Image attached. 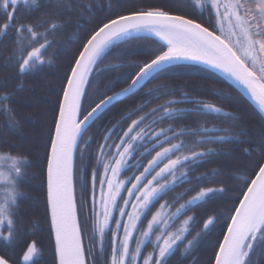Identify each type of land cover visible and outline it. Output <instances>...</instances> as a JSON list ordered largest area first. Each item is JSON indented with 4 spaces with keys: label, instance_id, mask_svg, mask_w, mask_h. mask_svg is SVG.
<instances>
[{
    "label": "snow or ice",
    "instance_id": "1",
    "mask_svg": "<svg viewBox=\"0 0 264 264\" xmlns=\"http://www.w3.org/2000/svg\"><path fill=\"white\" fill-rule=\"evenodd\" d=\"M189 2L198 14L187 11ZM129 4L124 11H119V5L117 11L90 21L93 26L80 41L63 77L46 149V208L54 236L55 264H100L98 257L106 258V264H171L181 246L183 257L191 255L201 239L221 225L222 239L213 245L208 264H264V132L258 134V143H253L232 135L209 134L227 133L236 127L235 123L223 130L172 125L155 130L157 124L188 114H217L226 120H239V116L225 113L215 104L186 95L140 115L153 98H160V93L174 95L164 87L150 89L145 94L148 100L121 118L120 124L125 125L121 134L115 131L119 124L113 125L98 144L91 173L92 243L85 247L75 196V156L79 151L83 161L81 143L90 150L94 138L90 129L99 131V123L111 107L135 96L166 72L203 65L234 81L264 113V0H129ZM178 6L181 10L175 11ZM91 9L90 3L81 4L79 0H0V37L12 33L10 44L0 40V48H11L0 67L14 71L13 78L42 71L52 64L55 53L50 49L69 26L72 14L79 12L82 16L87 12L92 16ZM149 37L157 43L150 52L152 58L131 65L137 69L134 73L113 78L102 95L97 93L98 100L89 104L95 82L105 71L100 65L112 50ZM125 66L112 65L108 70ZM128 80L131 82L127 87L108 94L118 83ZM15 91H0V112L13 123L15 114L9 102ZM178 103L195 107L178 109ZM150 117V123H146ZM93 125L97 127L93 129ZM247 135L243 130L239 132V136ZM114 136L118 142L108 143ZM232 142L249 143L250 147L244 149L249 163L235 170L242 175L238 186L231 190L234 199L227 201L231 207L224 209L228 215H209L200 231L188 239L196 218L187 216V212L209 199H222L228 190L222 185L200 187L187 200L184 198L192 189H185L171 201L165 197L191 184L193 166L213 152L211 148L197 151L198 146ZM3 148L10 151L0 152V242L12 246L19 234V187L32 165L6 141H0ZM216 193L222 195L216 197ZM181 216L186 218L171 230ZM41 256V249L32 241L19 260L0 255V264H39Z\"/></svg>",
    "mask_w": 264,
    "mask_h": 264
},
{
    "label": "trees",
    "instance_id": "2",
    "mask_svg": "<svg viewBox=\"0 0 264 264\" xmlns=\"http://www.w3.org/2000/svg\"><path fill=\"white\" fill-rule=\"evenodd\" d=\"M79 2L81 4L90 3L93 15L90 16L87 12H83L82 16L79 12L72 14L69 26L57 36L56 45L50 49V52L55 53L52 64L44 66L42 71L34 75H25L20 78H13L15 76L14 71H5L0 67V81L4 82V86L0 87V91L12 92L13 89L16 90L9 102V107L13 109L15 114V123L0 112V141H6L8 145L18 149L20 154L25 156L28 163L32 165L26 169V175L19 187V191L22 193L19 198V234L12 246L0 242V255H7L15 260H19L22 257L28 243L35 241L42 251L39 264H55L54 240L46 208V149L63 77L71 57L80 46V41L93 26L90 21L98 20L109 12L117 11L119 5H122V7H119V11H124L130 6L129 0H79ZM143 2L161 3L163 0H143ZM138 6L140 5L138 4ZM174 10L180 11L181 8L178 6ZM187 11L198 14V10L190 2L187 5ZM65 19H68V17H65ZM0 40L5 45L10 44L12 33L10 32L7 38L0 37ZM154 41V37H149L135 40L121 48L113 49L112 53L100 65V69L105 71L101 74L100 79L96 80L88 103L98 100L99 95L97 93L102 95L105 87L109 85L113 78L121 77L124 73H134L137 69L130 67L131 65L143 63L152 58L150 52L157 47V43ZM10 51L11 48L7 50L0 48V65L3 64L4 57ZM117 53L120 55H117ZM121 63L128 66L119 70H108L112 65ZM130 82L128 80L126 83H118L108 94L111 95L113 92L120 91L127 87ZM159 87H164L166 92L174 93V95L160 93V98H153L143 108L140 115L150 113L152 108L164 104L169 99L181 100L186 95L192 100L215 104L223 112L239 116V120H226L223 116L217 114H209L207 116L188 114L182 119L157 124L155 130L160 127L167 128L169 125L177 128L185 126L199 128L203 126L208 129L219 128L223 130L229 128L230 124L235 123L236 127L229 128L227 133L221 131L220 133L209 134L232 135L233 137H238L239 140L252 141L253 143H258V134L264 132L263 114L226 80L213 71L199 65H190L186 68L173 69L166 72L160 79L154 80L141 88L135 96L123 99L120 103L111 107V110L104 115L99 123L98 132H93L90 129L89 134L94 137L90 150L85 148L83 143L80 145L81 148H84L83 161L79 151L76 156V197L86 248L92 243L89 239L92 235L93 224L89 218L91 210V173L95 166L98 144L103 142V135L113 125L119 124L115 131L118 135L121 134V128L125 127V125L120 124L121 118L126 117L128 112L147 101L148 97L145 94L150 89ZM175 107L178 109H191L195 105L192 103H178ZM150 120L151 117L146 123H150ZM96 127L97 125H93V129ZM241 130L247 132L248 135L239 136ZM186 139H197V137H186ZM113 142H118L115 136L108 143L111 144ZM249 147V143L232 142L211 143L196 148L197 151H207V149L211 148L213 152L193 166L194 170L191 171L189 177L192 181L191 184L186 183L182 187L177 188L175 192L170 193L165 199L171 201L173 197L184 192L185 189H192L184 198L185 200L190 199L200 187H220L222 185L228 191L222 199H209L208 203H202L187 212V216L196 218L190 226L188 239H191L197 231H200L203 220L209 215L224 217L228 215L224 209L231 207V204L227 201L234 199L235 193L231 190L238 186L237 180L242 175V173L235 170L243 168L245 164L249 163L247 155L244 153V149ZM8 151H10L8 148L0 149V152L6 153ZM12 154L16 155V152ZM253 158H255V153H253ZM82 175H84V183H82ZM198 177H206V179L198 180ZM215 195L220 197L222 194L216 193ZM183 202L184 200L180 201V203ZM156 207H159V205L157 204ZM185 218L186 216H181L172 225L171 230L178 228L181 221ZM221 239L222 225L207 236H204L191 255L183 257L181 255L183 247L181 246V250L172 259L175 260V264H189L196 257L192 264H208L214 251L213 245ZM98 259L100 264H105L104 259L99 257Z\"/></svg>",
    "mask_w": 264,
    "mask_h": 264
},
{
    "label": "water",
    "instance_id": "3",
    "mask_svg": "<svg viewBox=\"0 0 264 264\" xmlns=\"http://www.w3.org/2000/svg\"><path fill=\"white\" fill-rule=\"evenodd\" d=\"M199 66H202V67H205L203 65H199ZM206 68V67H205ZM209 69V68H207ZM211 71H213L214 73H216L217 75H219L220 77H222L224 80H226L229 84H231L234 88H236L247 100H249V102H251V100L249 99V97L247 96V94L245 93V91L237 84H235L234 81H232L231 79H229L228 77H226L224 74L216 71V70H213V69H209ZM129 97V96H128ZM252 103V102H251ZM253 104V103H252ZM254 105V104H253ZM255 106V105H254ZM256 107V106H255ZM257 108V107H256ZM258 109V108H257ZM259 110V109H258ZM263 116H264V113H262ZM76 156H77V153H76ZM76 156H75V165H76ZM74 186H75V196H76V181H75V170H74ZM76 201H77V197H76ZM78 207V205H77ZM53 240H54V236H53Z\"/></svg>",
    "mask_w": 264,
    "mask_h": 264
},
{
    "label": "flooded vegetation",
    "instance_id": "4",
    "mask_svg": "<svg viewBox=\"0 0 264 264\" xmlns=\"http://www.w3.org/2000/svg\"><path fill=\"white\" fill-rule=\"evenodd\" d=\"M150 250V249H149ZM195 259H196V257H194V259L189 263V264H192L194 261H195ZM104 263L106 264V258H104ZM175 264V260H173L172 258H171V264Z\"/></svg>",
    "mask_w": 264,
    "mask_h": 264
},
{
    "label": "rangeland",
    "instance_id": "5",
    "mask_svg": "<svg viewBox=\"0 0 264 264\" xmlns=\"http://www.w3.org/2000/svg\"><path fill=\"white\" fill-rule=\"evenodd\" d=\"M82 183H84V175H82ZM79 212V211H78Z\"/></svg>",
    "mask_w": 264,
    "mask_h": 264
}]
</instances>
